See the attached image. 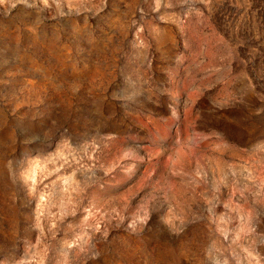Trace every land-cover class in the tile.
<instances>
[{"label": "rangeland", "instance_id": "1", "mask_svg": "<svg viewBox=\"0 0 264 264\" xmlns=\"http://www.w3.org/2000/svg\"><path fill=\"white\" fill-rule=\"evenodd\" d=\"M0 264H264V0H0Z\"/></svg>", "mask_w": 264, "mask_h": 264}]
</instances>
